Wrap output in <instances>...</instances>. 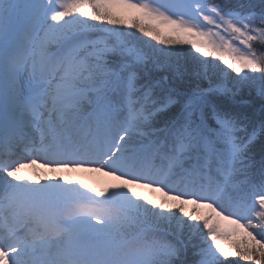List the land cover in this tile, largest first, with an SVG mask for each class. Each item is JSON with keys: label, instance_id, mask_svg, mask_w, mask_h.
Listing matches in <instances>:
<instances>
[{"label": "snow or ice", "instance_id": "snow-or-ice-1", "mask_svg": "<svg viewBox=\"0 0 264 264\" xmlns=\"http://www.w3.org/2000/svg\"><path fill=\"white\" fill-rule=\"evenodd\" d=\"M159 53L220 78L182 90ZM257 79L264 0H0V264H264V108L234 106Z\"/></svg>", "mask_w": 264, "mask_h": 264}, {"label": "rangeland", "instance_id": "rangeland-1", "mask_svg": "<svg viewBox=\"0 0 264 264\" xmlns=\"http://www.w3.org/2000/svg\"><path fill=\"white\" fill-rule=\"evenodd\" d=\"M133 15H138V14L132 13V12L128 13L129 17H131ZM144 23L146 26H153V27L158 28L159 31L161 32V34L163 36H166V37L171 36L174 38L179 37L182 39H190L191 38L188 36H184L183 34H178V33L174 32V30L171 27H169L166 24H163L161 21H158V20H152V19L145 18ZM140 36H142V34H140ZM144 39L147 40L149 38L145 37ZM153 42H154L153 44H156L155 41H153ZM157 47H160V48H168V47L179 48V47H182L185 50H188L190 48L189 45L165 46V45H159V44H157ZM185 56H187V55H185ZM174 57L175 56H173V58ZM187 57H188L187 61L189 63H191V61H190L191 58L189 56H187ZM179 58L183 61V57H179ZM208 59H211V58H208ZM224 67H226V66H224ZM255 75L258 77L260 74L256 73ZM231 76L235 77L236 74L234 72H232ZM202 78H204V77H202ZM219 78H220V69L214 68V69L209 70L208 77L204 78V79L208 80V81L211 80L212 82L215 83ZM231 84H232V80L230 78L229 87H231ZM260 87H261V81L259 79H257L253 84L244 85L241 87V89L244 88V89L254 91V92L259 94ZM37 172H39V176H37ZM24 175L25 176H31L33 178V180L39 179L45 175L63 177L65 181H68V180H71L73 182L79 181V182H81V184H87L90 187H95L97 189L110 188V186L112 184L119 183L118 181L114 180L113 177L106 175L104 172H94V171H75V172L62 171V172H57V173H51L47 169L29 168V169H26L24 171ZM41 182H43V180H41ZM136 191L140 193L141 197H148L150 199H155L157 201V203H159L161 200L165 199V197H163L164 194L162 192H159V191L153 192L151 189H147V188H137ZM187 208L192 209L193 206L188 205ZM200 211H201V214H207L210 210L205 208V209H201ZM219 223H220V229L224 232H231V231L235 230V226L227 220H220Z\"/></svg>", "mask_w": 264, "mask_h": 264}, {"label": "trees", "instance_id": "trees-1", "mask_svg": "<svg viewBox=\"0 0 264 264\" xmlns=\"http://www.w3.org/2000/svg\"><path fill=\"white\" fill-rule=\"evenodd\" d=\"M255 2L259 4L260 0H255ZM258 10L259 9H257V11ZM132 31H135V30H132ZM136 36L139 37L140 34L136 32ZM151 43L153 44L154 42L151 41ZM159 57L161 60H168V62H171V63H178L182 67V69H184L183 78L177 81L178 86L182 90H189L191 87H194L196 84H199L201 87H208L209 81L205 80L202 77H197L195 73L192 71V63H189L187 61L188 59L187 56L185 55L179 56V57H183V61L179 57H174V58L165 57L163 53H159ZM221 99L226 105L233 104V101L229 100L226 97H222ZM234 106L238 107L239 110L241 111L247 112L250 116L254 115L256 117H259L261 109L264 108V98H262L258 93L254 91H250V90L242 88L240 89V91L237 93V95L234 98ZM262 140H264V138L258 137L257 146H256L257 152L259 151V144ZM188 209L191 210L190 208ZM239 239H240L239 235H233L228 239L222 240V243H224L225 245H228ZM229 259H236V258H229Z\"/></svg>", "mask_w": 264, "mask_h": 264}]
</instances>
